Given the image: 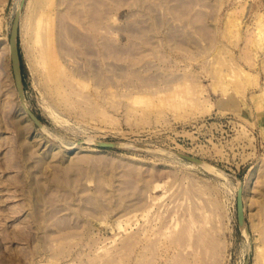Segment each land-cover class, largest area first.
Wrapping results in <instances>:
<instances>
[{"label": "rangeland", "instance_id": "1", "mask_svg": "<svg viewBox=\"0 0 264 264\" xmlns=\"http://www.w3.org/2000/svg\"><path fill=\"white\" fill-rule=\"evenodd\" d=\"M19 1L0 0V264H243L251 242L264 264V0H25L46 130L14 84Z\"/></svg>", "mask_w": 264, "mask_h": 264}, {"label": "water", "instance_id": "2", "mask_svg": "<svg viewBox=\"0 0 264 264\" xmlns=\"http://www.w3.org/2000/svg\"><path fill=\"white\" fill-rule=\"evenodd\" d=\"M25 0L21 1L20 6L17 8L11 28L9 33V55L11 59V65H12V72H13V79L15 88L17 91V96L20 104V109L23 114L27 116V119L31 121L37 128L40 130H43L45 127V123L39 118L35 112L29 107L26 99L25 94V82L23 78V72H22V61H21V55H20V49H19V14L20 10L23 7ZM43 133L50 136V134L46 131H43ZM89 143L85 140H80L79 144H85ZM98 147H123L124 143L122 141H115V140H97L93 143H91ZM141 149H144L149 152H156L160 154H166L165 151L160 150L158 148L149 147L140 145ZM177 153V152H176ZM178 156L181 158H184L186 160H189L191 162L197 163L199 166H201L203 169H205L207 172L211 174H217L216 172L212 171V168L214 167V164L197 156H193L186 153H177ZM238 180V192H237V224L238 229L240 233L243 235V237L249 241H251V232L249 231V224L246 219L244 209H243V201H242V179L240 177H236ZM252 243V242H251ZM250 243L249 250L245 256V260L243 264H250L251 262V254H252V245Z\"/></svg>", "mask_w": 264, "mask_h": 264}, {"label": "bare ground", "instance_id": "3", "mask_svg": "<svg viewBox=\"0 0 264 264\" xmlns=\"http://www.w3.org/2000/svg\"><path fill=\"white\" fill-rule=\"evenodd\" d=\"M21 1H22V0L19 1L18 5H17V8L20 6ZM67 1H68V3H71V5H72V2H74V1H70V0H67ZM57 2H60V1L57 0ZM76 2H77V1H76ZM68 3H67V4H68ZM73 4H74V5H73L74 7H70V9L72 8L73 12L71 11V13H73V15H75V16L71 15V13L68 12V11H70V10H69V7H67V8H68V11H66V10H65V11H66V13H68V14L70 13L69 15H71V16H73V17L76 18V17H77V16H76V12H77V10H75L76 12H74V9H73V8L77 9V7H75V6H76L75 3H73ZM71 5L68 4V6H71ZM17 8H16V10H17ZM22 8H23V7H22ZM22 8H21V10H20V14H19V24H20V17H21ZM15 12H16V11H15ZM79 17H80V16H79ZM75 18H74V19H75ZM91 19H92V18H91ZM76 20H77V18H76ZM91 21H92V20H91ZM46 129H47V127L45 126L43 130H46ZM87 140H88V139H87ZM91 141H92V140H91ZM213 168H214V167H213ZM213 168H212V169H213ZM237 192H238V186L236 187V192H235L236 211H237ZM242 201H243V209H244V213H245V204H244V203H245V202H244V201H245V198H244V187H243V185H242ZM244 260H245V259H244ZM243 262H244V261H243Z\"/></svg>", "mask_w": 264, "mask_h": 264}]
</instances>
